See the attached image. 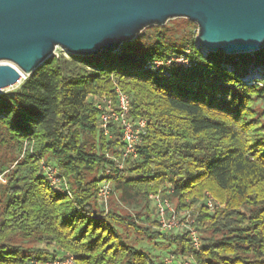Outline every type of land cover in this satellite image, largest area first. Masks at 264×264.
Wrapping results in <instances>:
<instances>
[{
	"label": "trees",
	"instance_id": "1",
	"mask_svg": "<svg viewBox=\"0 0 264 264\" xmlns=\"http://www.w3.org/2000/svg\"><path fill=\"white\" fill-rule=\"evenodd\" d=\"M184 24L148 27L116 53H55L0 94V264H164L130 243V231L168 239L172 256L197 264H264V48L203 55L196 24ZM187 46L193 69L167 78L143 69ZM252 62L262 72L249 85ZM115 86L130 100V120L146 121L137 157L122 170L120 128L111 123L103 134L95 99H113ZM41 163L58 171L69 195L49 188ZM103 180L111 182L107 208L97 197ZM205 191L224 206L199 209L197 251L185 234L152 230L154 196L183 209Z\"/></svg>",
	"mask_w": 264,
	"mask_h": 264
},
{
	"label": "water",
	"instance_id": "2",
	"mask_svg": "<svg viewBox=\"0 0 264 264\" xmlns=\"http://www.w3.org/2000/svg\"><path fill=\"white\" fill-rule=\"evenodd\" d=\"M184 18L206 54L264 48V0H0V91L62 48L74 56L116 53L144 29ZM257 78L250 72L247 80Z\"/></svg>",
	"mask_w": 264,
	"mask_h": 264
},
{
	"label": "built area",
	"instance_id": "3",
	"mask_svg": "<svg viewBox=\"0 0 264 264\" xmlns=\"http://www.w3.org/2000/svg\"><path fill=\"white\" fill-rule=\"evenodd\" d=\"M194 45L196 49H199L203 55H206L197 45L194 38ZM191 47L187 46L183 53L171 56L165 59H156L145 63L143 69L149 70L153 73L159 72L163 77H170L174 71H189L196 66L195 61L192 58ZM252 72L255 77L259 78V74L262 72L259 66H255L252 62L247 70L243 80L251 85L257 84L254 82L257 78L247 80L248 74ZM97 100V108L100 110L99 121L100 128L104 135H108L109 127L111 123H116L120 128L121 133V147L118 149L119 159L116 162V167L122 170L124 162L127 159H135L138 154V146L141 142V137L146 133V121L144 119L130 120L129 112L131 110L130 100L128 97L117 87H114V98L112 99L108 95H102L95 98ZM41 169L44 171L46 183L52 191H58L61 193L69 192L66 185L63 183L62 177H60L58 171L49 166L41 163ZM111 192V182L109 180H103L97 184V197L99 203L105 208L107 204V198ZM208 196V195H207ZM153 204L155 206V220L158 230L163 233H170L176 229H184V234L188 235V239L195 251L199 249L200 240L195 219H190L192 211H185L180 209L176 212L171 206L168 199L161 198L156 195L153 198ZM205 206L208 211L213 212L216 206L211 197H207L205 200ZM185 211V212H184ZM177 213H182L183 220H178ZM171 258L174 259L173 256ZM66 261V262H65ZM65 263L72 262V257L65 260ZM63 262V263H64ZM58 262H46L44 264H56ZM62 263V262H60ZM165 264H197L193 255L184 256L175 259V262L165 261Z\"/></svg>",
	"mask_w": 264,
	"mask_h": 264
},
{
	"label": "rangeland",
	"instance_id": "4",
	"mask_svg": "<svg viewBox=\"0 0 264 264\" xmlns=\"http://www.w3.org/2000/svg\"><path fill=\"white\" fill-rule=\"evenodd\" d=\"M184 20H187V19H184V18H176V19H172V20H169L166 22V24H168L169 26L171 25V27L175 28V30H179L180 28H182L185 24H184ZM193 31V38H195L196 36V32H197V27H196V30H192ZM55 53H60V54H63L64 56H67V53L65 50H63L62 48H57L55 50ZM22 81V80H21ZM20 81V83H21ZM19 84H17L16 86L12 87V88H9L7 90H2L0 91V94L2 93H5V92H8V91H12V90H15L19 87ZM0 182H4L2 179H0ZM211 197L214 201V206L215 209H213V212H210V213H214L216 212L218 209H222L224 204H222L218 199H216L211 193H209L208 191H205L203 197L197 199L193 204H191L189 207H186V208H183L185 211H192V214L190 215V219H195L194 217L197 218V215H198V212H199V209L202 207L203 203H205V200L206 198L208 197ZM109 197L107 198V204H106V208L108 207V200H109ZM170 206L176 211L178 212L180 209L177 208V203L175 200H172L170 202ZM182 209V208H181ZM121 212L124 214L125 212L130 214V215H134L135 212H133L132 209H128L126 207H121ZM184 211V212H185ZM151 213H153V216H155V206L154 204L152 203L151 204ZM177 218L178 220H183L182 218V213H177ZM197 222V221H196ZM139 225L141 227H146L148 228V226H150V224H148V222H140L138 221ZM154 226H151L152 230H156L158 232H160L158 229V226H156V224H153ZM197 226H195L196 228ZM185 230L184 229H176L174 231H171L169 234L170 235H182L184 234ZM129 235V242L132 243L133 245H138V247H141L143 250L149 252L153 257L157 258V260H162L163 262L165 261H168L170 262L171 259H172V262L174 263L175 262V259L178 260L179 258L183 257H179L178 258H175L174 256V259L171 258V254L169 253L170 251L173 250V248L175 247V245L170 242L168 239H155V240H150V239H147V238H142L141 235L137 234L136 232L134 231H130L128 233ZM198 236L200 237V232L198 231ZM186 237L188 238V235L186 234ZM41 248H43L45 250V248H47L50 252L51 248L50 247H44L43 245L41 246ZM54 262H57V261H54ZM66 262V261H65ZM56 263V264H72L71 262H68V263ZM165 264V263H164Z\"/></svg>",
	"mask_w": 264,
	"mask_h": 264
}]
</instances>
